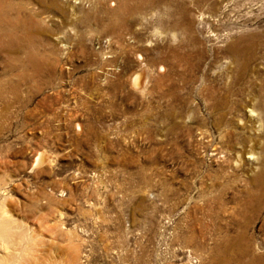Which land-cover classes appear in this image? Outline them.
I'll return each instance as SVG.
<instances>
[{"label": "rangeland", "instance_id": "rangeland-1", "mask_svg": "<svg viewBox=\"0 0 264 264\" xmlns=\"http://www.w3.org/2000/svg\"><path fill=\"white\" fill-rule=\"evenodd\" d=\"M263 84L264 0H0V264H264Z\"/></svg>", "mask_w": 264, "mask_h": 264}, {"label": "bare ground", "instance_id": "bare-ground-1", "mask_svg": "<svg viewBox=\"0 0 264 264\" xmlns=\"http://www.w3.org/2000/svg\"><path fill=\"white\" fill-rule=\"evenodd\" d=\"M251 44V43H250ZM238 50V49H237ZM236 59V58H235ZM244 59V58H243ZM135 77V76H134ZM134 80V79H133ZM262 88H263V91H264V84L262 85ZM223 93V92H222ZM217 100V99H216ZM221 100V99H220ZM221 102V101H220ZM215 103H216V101H215ZM222 103V102H221ZM220 103V104H221ZM224 105V104H223ZM213 106V105H212ZM220 106V105H219ZM214 107L215 108H217L218 107V104L216 103V104H214ZM219 108V107H218ZM254 110V109H253ZM253 110L252 109H250L249 111H250V115H251V118H252V114L251 113H253ZM254 114V113H253ZM249 115V116H250ZM256 118V117H255ZM253 119V118H252ZM256 120V119H255ZM254 120V121H255ZM259 121H260V119H259ZM43 160V156L42 155H39L38 157H37V159H36V163L37 162H39V161H42ZM253 180V182L257 185V187L259 188V187H262L263 185H264V167L263 166H261V169H260V171H259V173L257 174V176L254 178V179H252ZM254 183H251V184H254ZM254 184V185H255ZM261 189V188H260ZM262 197H264V194L263 195H261L260 197H259V200H261L262 201ZM256 198H258V197H256ZM256 200V199H255ZM258 203H260V201L258 202ZM262 203V202H261ZM263 204V203H262ZM260 205V204H259ZM3 219V218H2ZM7 224L8 223H6L4 220H1L0 221V245H2L5 249H7V250H9L11 247H10V234H8V233H6V231H3L4 229H5V227H7Z\"/></svg>", "mask_w": 264, "mask_h": 264}]
</instances>
